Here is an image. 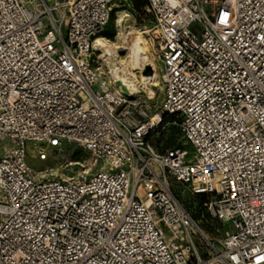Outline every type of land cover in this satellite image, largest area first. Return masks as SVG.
I'll list each match as a JSON object with an SVG mask.
<instances>
[{"label":"built area","instance_id":"1","mask_svg":"<svg viewBox=\"0 0 264 264\" xmlns=\"http://www.w3.org/2000/svg\"><path fill=\"white\" fill-rule=\"evenodd\" d=\"M115 1L0 0V264H264V0H146L153 110L93 66Z\"/></svg>","mask_w":264,"mask_h":264},{"label":"rangeland","instance_id":"2","mask_svg":"<svg viewBox=\"0 0 264 264\" xmlns=\"http://www.w3.org/2000/svg\"><path fill=\"white\" fill-rule=\"evenodd\" d=\"M118 15H122L123 22H122V28L129 29V27H135L136 29H148L151 24V18L145 13L144 8H137L132 0H116L112 7V14L109 23L107 24L105 28V35L104 37L115 40V37L117 36L118 29L120 26H117L115 23V20ZM128 27V28H127ZM149 30V29H148ZM103 35V34H102ZM144 36L149 40L150 44V52L153 53V47H152V41L149 38V34H144ZM100 52L96 49H93V66L100 67ZM154 58V63L159 70L161 68V64H159L158 60ZM102 74H104L105 77L108 75L106 74V70H104V67H100V70ZM150 71L149 69L147 70ZM108 78V77H107ZM154 90L156 92V96L153 99L146 98L144 93H140L136 95L134 98L138 100L139 102L143 103V107L149 110L155 109L161 102L162 99V89L161 85L158 79V84L154 87ZM152 142L156 147H164V146H181L188 148L187 144L184 142V139L182 138L180 132L178 129L171 124H167L164 128L161 129V131L152 137ZM33 143H28L27 145V163L29 166L34 169L38 170L45 166H51L56 167V162L54 159L50 158L47 161L41 162L38 161L34 155H33ZM70 152V160L67 162V164L64 165L63 170H59L58 174H60L63 177L66 176H72L79 172L83 171V167H81L80 163H83L89 156L88 152L76 147L71 146L69 148ZM60 158L58 157V163ZM173 187L178 190V194L180 198L184 201V204H186L189 193L187 192V189H185L183 186L178 184H173ZM201 199V198H200ZM200 210L197 213L198 216H200ZM202 221V228L203 230H206L208 234H216L219 236V231L217 229H221V224L217 222L214 218H212L208 213H203V216L201 218ZM226 227H228L226 225Z\"/></svg>","mask_w":264,"mask_h":264},{"label":"bare ground","instance_id":"3","mask_svg":"<svg viewBox=\"0 0 264 264\" xmlns=\"http://www.w3.org/2000/svg\"><path fill=\"white\" fill-rule=\"evenodd\" d=\"M124 16L118 15L115 20L116 25L120 26L115 40L100 34L95 36L92 46L100 52V67L103 66L106 70L116 93L128 100H134L140 93H144L148 99H153L156 96L154 87L158 84L159 70L154 63V51L150 52L149 40L144 36L150 32L148 29L135 27L125 28L123 31ZM204 234L208 238L220 239V236L208 234L206 230Z\"/></svg>","mask_w":264,"mask_h":264},{"label":"trees","instance_id":"4","mask_svg":"<svg viewBox=\"0 0 264 264\" xmlns=\"http://www.w3.org/2000/svg\"><path fill=\"white\" fill-rule=\"evenodd\" d=\"M132 2L137 8H142V7L144 8L146 5V0H132ZM102 34L103 36L105 35V30Z\"/></svg>","mask_w":264,"mask_h":264},{"label":"water","instance_id":"5","mask_svg":"<svg viewBox=\"0 0 264 264\" xmlns=\"http://www.w3.org/2000/svg\"><path fill=\"white\" fill-rule=\"evenodd\" d=\"M148 69H149V67H148Z\"/></svg>","mask_w":264,"mask_h":264}]
</instances>
